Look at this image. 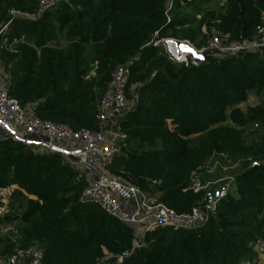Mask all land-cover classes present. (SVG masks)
Listing matches in <instances>:
<instances>
[{
    "label": "trees",
    "instance_id": "16d2710c",
    "mask_svg": "<svg viewBox=\"0 0 264 264\" xmlns=\"http://www.w3.org/2000/svg\"><path fill=\"white\" fill-rule=\"evenodd\" d=\"M38 3L0 0V28L10 9L33 14ZM166 3L69 0L38 19L12 21L0 34L8 95L22 107L35 104L42 120L96 130L98 102L111 74L129 63L127 86L138 89L127 95L121 128L136 147L113 158L108 171L156 193L178 214L206 200L207 192H195L194 185L215 156L259 161L234 177L205 225L149 231L131 251L133 230L98 205L80 201L85 177L60 155L0 141V190L16 186L13 196L25 202L19 217L8 214L0 221L15 226L21 247L38 244L43 264H99L107 257L105 264H241L254 255L253 243L264 241V133H244L253 125L264 130V49L210 56L199 65L188 57L185 66L151 43L158 32V39L189 42L200 50L207 43L202 29L210 26L233 40L251 41L263 23L264 0H227L223 7L214 0H175L169 23ZM249 94L263 106L244 113L238 106ZM226 119L235 127L223 126ZM13 249L9 239L6 255Z\"/></svg>",
    "mask_w": 264,
    "mask_h": 264
},
{
    "label": "built area",
    "instance_id": "2783aa9c",
    "mask_svg": "<svg viewBox=\"0 0 264 264\" xmlns=\"http://www.w3.org/2000/svg\"><path fill=\"white\" fill-rule=\"evenodd\" d=\"M174 1L167 0L166 3L164 16L167 23L171 21L170 12ZM180 1L189 3L196 0ZM214 1L223 7L227 0ZM61 2L69 0H39L38 8L33 14L10 9L8 22L0 28V34L12 21L38 19ZM262 18L263 23L251 41L239 42L212 26L204 27L202 31L207 35L206 46L196 50L201 53L214 48L233 55L260 51L264 49V13ZM167 40L175 39H158V32H155L151 43L161 47L171 62H176L168 54ZM176 63L188 66V56L181 57ZM128 66L129 63L120 64L112 72L106 90L98 102L95 115L96 130H73L67 125L40 119L35 115L32 106L22 107L18 100L8 95L0 76V141L10 140L21 144L25 150L35 154H58L65 165L83 173L86 186L82 190L80 201L98 205L108 216L130 227L134 234L131 248L133 251L143 244L145 234L149 231L168 228L177 232L205 225L210 218L216 216L218 203L226 191L220 192L216 201L210 200L208 195L202 204L195 206L189 213L178 214L162 204L159 195L148 196L138 187L124 182L108 171L112 159L125 150L128 142L121 122L130 105L127 95H133L138 89L137 84L127 86ZM91 76H94V73H91ZM197 184L194 185L195 192L202 190ZM5 190L7 189L0 191ZM8 214L4 200L0 199V218ZM1 233L9 237L14 249L11 254L0 257V264H43L42 248L38 244L21 247L19 239L15 236L17 230L14 225L2 226ZM252 250L254 255L241 264H264V241L257 239ZM125 256L126 254L120 256L117 262H122Z\"/></svg>",
    "mask_w": 264,
    "mask_h": 264
},
{
    "label": "rangeland",
    "instance_id": "374dc122",
    "mask_svg": "<svg viewBox=\"0 0 264 264\" xmlns=\"http://www.w3.org/2000/svg\"><path fill=\"white\" fill-rule=\"evenodd\" d=\"M188 10V9H187ZM201 15H198L195 17V20H199ZM64 42L60 41V45H62ZM93 73V72H92ZM0 76L3 81V83H6L7 80V74L5 71H3L2 67H0ZM35 105V104H34ZM34 105L32 107H34ZM256 106H263L261 103V100L253 95L249 94L246 101L241 103L238 108L242 112H246L248 108L256 107ZM228 114V111H226V115ZM223 126H229V127H235L229 119H226V121L222 124ZM254 131H257L258 134H263L264 130H258L257 126H249L244 129V133L251 135ZM253 137V134L250 136ZM136 147V143L133 141H128L126 144V148L124 152ZM259 159L256 158H237V159H228L224 156H215L209 163V165L203 170V172L198 175L196 178V184L202 188V190H205L208 195L215 194L217 189L226 187L227 191L228 189H232V181L234 177L241 173L247 166L252 165L253 163H257ZM262 163L264 161H261ZM78 172V171H77ZM79 175L85 176L83 173H78ZM4 192L0 191V199L4 200L5 205L8 208L9 214L12 216L19 217L22 212L24 211V205L25 202L23 199L19 197L13 196V190H16V186H11L9 188H6ZM224 191V192H225ZM144 192V191H143ZM148 196H154L156 193H147ZM157 195V194H156ZM24 196H27L24 194ZM28 199H34L32 197L27 196ZM3 221H0V257L4 258L6 256V248L9 247V239L6 237V235L1 233V228L3 226ZM5 252V253H2ZM109 259L108 257L103 259L99 264H105L104 261Z\"/></svg>",
    "mask_w": 264,
    "mask_h": 264
},
{
    "label": "water",
    "instance_id": "95a60500",
    "mask_svg": "<svg viewBox=\"0 0 264 264\" xmlns=\"http://www.w3.org/2000/svg\"><path fill=\"white\" fill-rule=\"evenodd\" d=\"M166 47L168 54L178 62L181 57L188 56L191 58L194 65H199L206 61L207 57L215 56V57H229L232 56V53H222L217 49L209 48L201 53H199L194 47L189 45L187 42H181L176 40H167ZM189 49L191 51H189ZM226 187H222L217 189L215 194L209 195V199L212 201H216L219 197V193L225 191Z\"/></svg>",
    "mask_w": 264,
    "mask_h": 264
},
{
    "label": "snow or ice",
    "instance_id": "6c2138e0",
    "mask_svg": "<svg viewBox=\"0 0 264 264\" xmlns=\"http://www.w3.org/2000/svg\"><path fill=\"white\" fill-rule=\"evenodd\" d=\"M189 51H191V50L189 49Z\"/></svg>",
    "mask_w": 264,
    "mask_h": 264
}]
</instances>
